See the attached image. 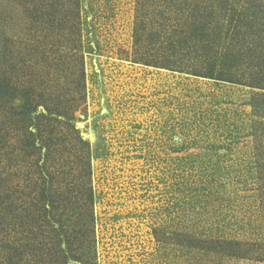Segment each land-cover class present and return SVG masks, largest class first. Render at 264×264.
I'll list each match as a JSON object with an SVG mask.
<instances>
[{
    "label": "rangeland",
    "instance_id": "obj_1",
    "mask_svg": "<svg viewBox=\"0 0 264 264\" xmlns=\"http://www.w3.org/2000/svg\"><path fill=\"white\" fill-rule=\"evenodd\" d=\"M193 1L0 0V264L21 235L40 237L39 155L24 143L35 129L20 114L29 100L78 120L43 125L44 165L62 223L80 233L73 249L94 264H264L176 236L264 244V90L200 77L207 54L236 42L214 9L206 24L222 36L209 30L219 52H206L192 14L211 3ZM227 4L254 24L256 5ZM263 30L240 47L255 49L246 77L264 68ZM30 248L22 264L42 259Z\"/></svg>",
    "mask_w": 264,
    "mask_h": 264
},
{
    "label": "trees",
    "instance_id": "obj_2",
    "mask_svg": "<svg viewBox=\"0 0 264 264\" xmlns=\"http://www.w3.org/2000/svg\"><path fill=\"white\" fill-rule=\"evenodd\" d=\"M183 1L184 0H182V2ZM245 1H247L250 8H252L253 5H256L250 10L251 12L253 9H258L256 10V13H253L254 16L252 18L255 19L254 24H248L246 18L241 15V11L239 9L240 4L230 7V5L227 4V0H210L211 6H207L202 9V11L195 10L197 8L193 6L192 16L194 15V23L199 26L196 29L198 33L196 36L206 37L207 42L204 45L206 52H219L213 51L212 47L214 45V41H211L208 31H213L216 38L220 35L222 36V33L220 30L216 33L213 28L207 27L206 24L209 21H214V19L220 17L215 10L221 14V20L230 16V20L228 21L231 23L233 29L232 31L234 32L231 38L236 42V45H229L222 53H218V55L211 57L207 54L206 58L203 59V64H201L203 71L199 73V75L200 77L208 78L221 83H232L236 85L245 84L253 89L264 90V68L257 71L251 77H246L245 71L242 69L245 65L250 67L249 62L253 59L255 49L246 47L245 52H240V47L246 42L245 40L252 38V34H255L254 29L257 25L261 28L263 27L264 29V23L257 24L260 16H262L261 18L264 20V4L263 7H259L254 0ZM194 4L198 5L195 2ZM203 22L204 25L202 24ZM232 23H234V25H232ZM262 33H264V30ZM245 62L248 63L246 64ZM240 70L244 72H240ZM33 103L34 101L29 100L23 104L20 107V114L25 120H27V122H29V128L35 129V131H29L24 143L29 151L35 152L39 155L37 166L39 167L38 172L42 183L40 184L38 204L36 205L39 216L36 217V220H33V223L34 225H38L39 222V225H36V227L38 232H40V234H38L40 237H34L35 243L33 242L32 244L31 242L21 243L25 238L20 234L21 237L17 239L16 242H12L9 246H6L5 249L7 254L4 255L1 264H22L25 251H27V247L30 245L32 247H38L37 249L30 248L31 251H37L39 258L42 257L40 261L38 260V264H94L89 253L73 249L72 242H70L73 237L72 235H79L80 233L70 234V229H68V227L66 228V225L62 223L64 215L57 213L59 207L56 206V199L52 194L53 177L44 165L45 162L48 161L52 150L50 148L51 139L44 138L43 133H41L43 125L54 123L56 125L67 126L70 129L72 128L75 130L74 128L76 127L78 120L75 117L70 116L64 107L49 108L45 106L41 109V111H39L40 107H38L37 104L34 105ZM52 132L53 131H50V133ZM84 144L88 143L85 142ZM86 202L88 203V207L92 206L94 203L92 191L86 197ZM18 225V228H23V225L25 226L23 219H20ZM47 230L54 237L58 238V242L53 244L56 248H49L51 243L48 242V240L46 241L48 237H44L49 235ZM179 235L181 236L179 237ZM176 236L181 239L184 238V241L187 244L185 246L189 248L204 250L206 253L215 254L228 259H253L258 262H264V244L257 240L244 242L228 241L226 239L219 238L199 239L193 238L191 235H185L184 233H178ZM38 238L43 240L38 241ZM45 258H47V260H45Z\"/></svg>",
    "mask_w": 264,
    "mask_h": 264
}]
</instances>
